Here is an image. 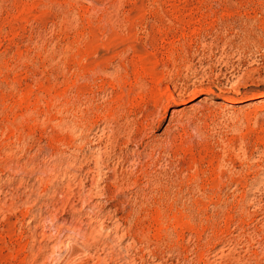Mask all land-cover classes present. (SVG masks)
Masks as SVG:
<instances>
[{
	"label": "rangeland",
	"instance_id": "1",
	"mask_svg": "<svg viewBox=\"0 0 264 264\" xmlns=\"http://www.w3.org/2000/svg\"><path fill=\"white\" fill-rule=\"evenodd\" d=\"M0 264H264V0H0Z\"/></svg>",
	"mask_w": 264,
	"mask_h": 264
},
{
	"label": "bare ground",
	"instance_id": "2",
	"mask_svg": "<svg viewBox=\"0 0 264 264\" xmlns=\"http://www.w3.org/2000/svg\"><path fill=\"white\" fill-rule=\"evenodd\" d=\"M56 256H57V257H56L55 259L57 260V259L59 258V255L57 254Z\"/></svg>",
	"mask_w": 264,
	"mask_h": 264
}]
</instances>
